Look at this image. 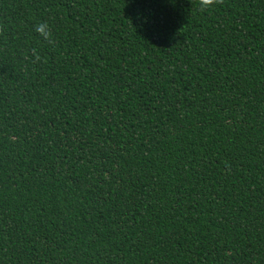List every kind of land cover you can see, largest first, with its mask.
Masks as SVG:
<instances>
[{
  "label": "trees",
  "instance_id": "16d2710c",
  "mask_svg": "<svg viewBox=\"0 0 264 264\" xmlns=\"http://www.w3.org/2000/svg\"><path fill=\"white\" fill-rule=\"evenodd\" d=\"M0 28V264H264V0H0Z\"/></svg>",
  "mask_w": 264,
  "mask_h": 264
},
{
  "label": "clouds",
  "instance_id": "9594fccd",
  "mask_svg": "<svg viewBox=\"0 0 264 264\" xmlns=\"http://www.w3.org/2000/svg\"><path fill=\"white\" fill-rule=\"evenodd\" d=\"M192 4L197 6L200 11L207 12L214 10L217 6L224 5L225 0H191ZM35 31L39 34L43 40L54 43V33L52 26L47 22H40L35 25ZM3 32V28H0V33ZM32 56L35 58L33 63L47 62L46 57H42L37 49L32 50ZM27 58V56H26Z\"/></svg>",
  "mask_w": 264,
  "mask_h": 264
}]
</instances>
